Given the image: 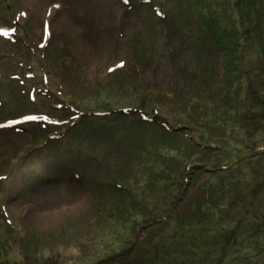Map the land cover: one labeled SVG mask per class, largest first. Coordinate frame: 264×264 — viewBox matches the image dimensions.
I'll list each match as a JSON object with an SVG mask.
<instances>
[{"label": "rangeland", "instance_id": "rangeland-1", "mask_svg": "<svg viewBox=\"0 0 264 264\" xmlns=\"http://www.w3.org/2000/svg\"><path fill=\"white\" fill-rule=\"evenodd\" d=\"M129 1L0 0V264H264V0Z\"/></svg>", "mask_w": 264, "mask_h": 264}, {"label": "trees", "instance_id": "trees-1", "mask_svg": "<svg viewBox=\"0 0 264 264\" xmlns=\"http://www.w3.org/2000/svg\"><path fill=\"white\" fill-rule=\"evenodd\" d=\"M223 5V4H222ZM166 12L168 13L167 15H168V19H170V17H172L171 15H170V13L168 12V10H166ZM204 13H205V16L207 15L206 14V12H205V9H204ZM215 13V12H214ZM212 14V13H211ZM209 15V14H208ZM226 15V14H225ZM224 15V16H225ZM170 16V17H169ZM157 17V16H156ZM165 17H167L166 15H165ZM158 18V17H157ZM173 25H174V23H173ZM216 43H217V40H216Z\"/></svg>", "mask_w": 264, "mask_h": 264}, {"label": "bare ground", "instance_id": "bare-ground-1", "mask_svg": "<svg viewBox=\"0 0 264 264\" xmlns=\"http://www.w3.org/2000/svg\"><path fill=\"white\" fill-rule=\"evenodd\" d=\"M68 20H70V18H67Z\"/></svg>", "mask_w": 264, "mask_h": 264}, {"label": "snow or ice", "instance_id": "snow-or-ice-1", "mask_svg": "<svg viewBox=\"0 0 264 264\" xmlns=\"http://www.w3.org/2000/svg\"><path fill=\"white\" fill-rule=\"evenodd\" d=\"M123 63V61H121V64Z\"/></svg>", "mask_w": 264, "mask_h": 264}]
</instances>
